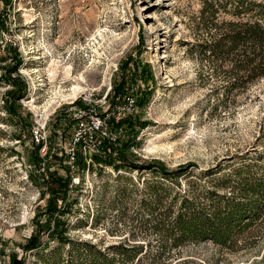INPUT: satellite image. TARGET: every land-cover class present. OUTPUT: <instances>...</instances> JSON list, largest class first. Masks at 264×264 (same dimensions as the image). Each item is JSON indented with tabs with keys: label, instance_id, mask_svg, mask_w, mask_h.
I'll use <instances>...</instances> for the list:
<instances>
[{
	"label": "rangeland",
	"instance_id": "obj_1",
	"mask_svg": "<svg viewBox=\"0 0 264 264\" xmlns=\"http://www.w3.org/2000/svg\"><path fill=\"white\" fill-rule=\"evenodd\" d=\"M202 1L0 0V264L10 255L25 264H59L68 257L67 247H58L47 231L39 236L48 249L24 246L37 224L52 228L45 214L47 181L50 173L66 176L78 107L103 111L133 97L135 105L115 118L129 115L132 129L108 124L95 135L99 144L103 137L134 135L137 162L160 159L169 168L192 162L195 173L220 170L218 176L241 161L263 163L257 158L264 156V78L225 95L220 81L200 75L189 47ZM13 53L21 59L16 72L9 71ZM121 79L126 97L113 99ZM13 80L25 85L19 100L10 94ZM75 85L81 87L77 94ZM85 120L87 135L92 125ZM37 123L45 124V152L31 137ZM71 171L60 216L68 237L155 251V221L147 211L155 174L96 165ZM64 203L58 198L59 206ZM157 264H264V216L232 249L209 240L187 243Z\"/></svg>",
	"mask_w": 264,
	"mask_h": 264
},
{
	"label": "trees",
	"instance_id": "obj_2",
	"mask_svg": "<svg viewBox=\"0 0 264 264\" xmlns=\"http://www.w3.org/2000/svg\"><path fill=\"white\" fill-rule=\"evenodd\" d=\"M191 28L193 42L189 52L199 61L200 75L220 81L225 95L247 89L264 78L263 0H203ZM12 58L15 61L9 71L16 72L21 59L14 53ZM124 83L121 79L114 86L113 99L124 100ZM10 94L19 100L25 94V85L16 84ZM139 100L142 104L143 99ZM77 102L81 104L80 100ZM10 111L15 113L12 107ZM115 118L109 119L113 129L125 125L132 129L135 125L129 115ZM132 137L126 140L103 137L98 152L89 157L88 165L82 145L76 143L73 165L79 170L96 165L111 166L115 170L133 168L155 174V184L149 194L151 201L147 205V211L155 221L153 228L158 242L155 251L142 253V246H129L122 241L99 247L91 241H75L66 235L67 228L60 216L67 209L72 174L70 165L66 166L65 177L50 173L47 181L50 195L45 214L53 225L45 228L37 224V230L24 246L25 251L48 249L49 242H41L39 236L47 231L56 238L58 247H67L68 257H60L59 264H132L134 259L143 262L145 258H148L147 264H157L187 243L209 240L232 249L241 236L264 216V156L257 158L258 161L263 159V163L241 161L221 176L217 175L220 170L212 169L195 173L193 169L197 166L192 162L173 168L167 167L160 159L137 162L131 153V146L135 144V136ZM65 159L68 160L67 154ZM182 180L185 188L181 187ZM58 198L65 201L63 207L57 204ZM5 264H25V258L10 255Z\"/></svg>",
	"mask_w": 264,
	"mask_h": 264
},
{
	"label": "built area",
	"instance_id": "obj_3",
	"mask_svg": "<svg viewBox=\"0 0 264 264\" xmlns=\"http://www.w3.org/2000/svg\"><path fill=\"white\" fill-rule=\"evenodd\" d=\"M134 105L135 102L133 97L127 96L123 103L109 106L103 111H97L95 108H76V127L70 139V147L66 151V154L68 156V164L71 167H74L73 161L76 143H80L82 145V152L86 156V159L90 161L89 157L91 156V154L96 153L99 150V140L97 139L95 133L97 131L108 129L109 119L111 117L117 118L118 114L126 113L127 110H130ZM85 119H89V122L92 125V128L90 131H88L87 135L83 133L85 132L84 128L85 124L87 123ZM107 135L109 136L110 133L108 132ZM113 136L114 137L110 138L114 139L115 135ZM31 137L33 142H35L36 144L42 143L44 145L42 152H45L47 137L45 124L37 123V125L32 128ZM42 169H45L44 166Z\"/></svg>",
	"mask_w": 264,
	"mask_h": 264
},
{
	"label": "bare ground",
	"instance_id": "obj_4",
	"mask_svg": "<svg viewBox=\"0 0 264 264\" xmlns=\"http://www.w3.org/2000/svg\"><path fill=\"white\" fill-rule=\"evenodd\" d=\"M81 89V87L79 86V85H75L73 88H72V92H73V94H77L78 92L77 91H79ZM81 91V90H80ZM79 91V92H80ZM70 94H71V92H70ZM72 94V95H73ZM66 95V94H65ZM67 97H68V95H67Z\"/></svg>",
	"mask_w": 264,
	"mask_h": 264
}]
</instances>
